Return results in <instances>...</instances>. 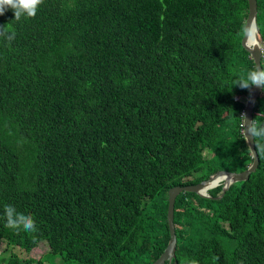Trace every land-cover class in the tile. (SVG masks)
Segmentation results:
<instances>
[{
    "label": "trees",
    "instance_id": "16d2710c",
    "mask_svg": "<svg viewBox=\"0 0 264 264\" xmlns=\"http://www.w3.org/2000/svg\"><path fill=\"white\" fill-rule=\"evenodd\" d=\"M246 15V0H43L34 17L0 15L15 34L0 36V264H149L168 238L167 188L246 167ZM252 121L264 125L262 88ZM253 140L247 178L217 198L220 182L175 195L174 264H264ZM6 205L35 231L7 227Z\"/></svg>",
    "mask_w": 264,
    "mask_h": 264
},
{
    "label": "water",
    "instance_id": "95a60500",
    "mask_svg": "<svg viewBox=\"0 0 264 264\" xmlns=\"http://www.w3.org/2000/svg\"><path fill=\"white\" fill-rule=\"evenodd\" d=\"M247 1V15L245 17L244 22V29L243 33L240 37V44L242 47L248 52V55L253 61L254 69L260 66V52H259V42L257 38V27H256V0H246ZM255 24L256 32H255V39L257 40L258 44L254 47L248 46V35L245 31V29L250 28L252 24ZM260 90V87L252 86V88L249 90L248 95L245 98L242 114H241V123H242V133L243 136L247 142V145L249 147V151L251 153V161L248 163V165L241 170H226V169H216L213 170L208 174L206 178L200 179L199 181L195 183H188V184H175L171 185L167 188V204H166V211H165V219H166V225L168 229V239L161 250V252L158 254V256L152 260L150 264H161L164 260H170L173 259L174 264V249H175V241L176 237L174 234V224H173V202L175 195L179 191H193L200 196L204 197H210V194L206 192L207 188L213 187L216 184L220 183V193L213 196L214 198L219 197L223 191L228 187V185L231 182L237 181V180H243L245 179L249 172L253 171L255 167L257 166L258 157L254 148V142L253 137L249 136L247 134V123L252 119V107L254 100L256 98V95L258 94ZM216 182H213L216 180Z\"/></svg>",
    "mask_w": 264,
    "mask_h": 264
},
{
    "label": "clouds",
    "instance_id": "9594fccd",
    "mask_svg": "<svg viewBox=\"0 0 264 264\" xmlns=\"http://www.w3.org/2000/svg\"><path fill=\"white\" fill-rule=\"evenodd\" d=\"M42 2H43V0H0V15H4L8 9H11L14 12V19H16V20H20L21 17H34L37 13L38 7L42 4ZM256 12H257V9H256ZM255 22H256V18H255ZM256 27H257V24H256ZM256 27H255V24L253 23L252 26L250 28L245 29V31L249 37V39H248V46L249 47H254L259 42V52H260V58H261V56L264 54H261L260 45L262 42H264V40L262 38H259L258 33H257L258 42L255 39ZM14 35H15L14 33L9 34L8 30L4 27V25L0 26V36H3L7 40L11 41L12 39H14ZM234 85H238L241 89H249L250 90L252 88V86H257V87L264 89V67H257L253 70L247 71L245 74H242L235 81ZM244 101H245V99H244ZM241 114H242V111H241ZM240 125H241V132H242V123H240ZM247 134L251 137H254V138L255 137L264 138V125H257L251 119L247 123ZM242 135H243V133H242ZM253 142H254V140H253ZM258 147H259L260 151L262 153H264V144L258 145ZM250 155H251V153H250ZM251 159H252V157H251ZM219 182L221 183V181H219ZM5 216H6V226L7 227H10V228L22 227L23 230H25V231H35L34 221L30 215L17 213L14 207L6 205L5 206ZM170 260H167V261H170Z\"/></svg>",
    "mask_w": 264,
    "mask_h": 264
},
{
    "label": "rangeland",
    "instance_id": "374dc122",
    "mask_svg": "<svg viewBox=\"0 0 264 264\" xmlns=\"http://www.w3.org/2000/svg\"><path fill=\"white\" fill-rule=\"evenodd\" d=\"M261 13H262V15H264V11L261 10ZM263 21H264V16L262 18V23L258 24V27L260 28V30H261L262 27H264ZM243 29H244V27H243ZM3 245H4V243L0 242V250L2 249ZM45 246L46 245L44 243H42V244L39 243L38 245L32 247L29 252H27V251L25 252L24 251L23 254L24 255H30L31 257L37 258V257H39V255H41V252H43L45 250V248H46ZM44 257H45V260H44L43 264H48V263L52 264V263H54L55 259L59 260L58 255H55L54 257H51V255L46 254ZM58 264H61V263H58ZM69 264H72V262H70Z\"/></svg>",
    "mask_w": 264,
    "mask_h": 264
},
{
    "label": "built area",
    "instance_id": "2783aa9c",
    "mask_svg": "<svg viewBox=\"0 0 264 264\" xmlns=\"http://www.w3.org/2000/svg\"><path fill=\"white\" fill-rule=\"evenodd\" d=\"M260 51H261V54H264V42H262L260 45Z\"/></svg>",
    "mask_w": 264,
    "mask_h": 264
},
{
    "label": "bare ground",
    "instance_id": "6f19581e",
    "mask_svg": "<svg viewBox=\"0 0 264 264\" xmlns=\"http://www.w3.org/2000/svg\"><path fill=\"white\" fill-rule=\"evenodd\" d=\"M249 39V38H248ZM217 181V179L216 180H214L213 182H216Z\"/></svg>",
    "mask_w": 264,
    "mask_h": 264
}]
</instances>
